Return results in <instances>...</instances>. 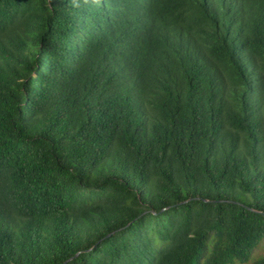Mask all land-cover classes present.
<instances>
[{
    "label": "trees",
    "instance_id": "trees-1",
    "mask_svg": "<svg viewBox=\"0 0 264 264\" xmlns=\"http://www.w3.org/2000/svg\"><path fill=\"white\" fill-rule=\"evenodd\" d=\"M263 238L264 0H0V264Z\"/></svg>",
    "mask_w": 264,
    "mask_h": 264
},
{
    "label": "rangeland",
    "instance_id": "rangeland-1",
    "mask_svg": "<svg viewBox=\"0 0 264 264\" xmlns=\"http://www.w3.org/2000/svg\"><path fill=\"white\" fill-rule=\"evenodd\" d=\"M263 253H264V238L261 240L257 248L252 252L251 258L249 262L246 264H253V259L257 258L258 256H261Z\"/></svg>",
    "mask_w": 264,
    "mask_h": 264
}]
</instances>
